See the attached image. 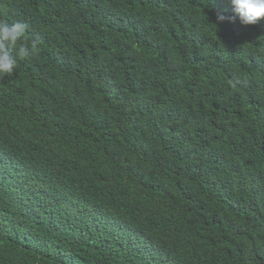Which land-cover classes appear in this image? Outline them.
Segmentation results:
<instances>
[{
  "label": "trees",
  "instance_id": "obj_1",
  "mask_svg": "<svg viewBox=\"0 0 264 264\" xmlns=\"http://www.w3.org/2000/svg\"><path fill=\"white\" fill-rule=\"evenodd\" d=\"M218 12L0 0V264H264V18Z\"/></svg>",
  "mask_w": 264,
  "mask_h": 264
},
{
  "label": "clouds",
  "instance_id": "obj_2",
  "mask_svg": "<svg viewBox=\"0 0 264 264\" xmlns=\"http://www.w3.org/2000/svg\"><path fill=\"white\" fill-rule=\"evenodd\" d=\"M230 2L237 15L229 17L218 12L217 21L235 22L238 18L243 25H254L264 18V0ZM29 29L30 24L24 19H17L11 23L0 19V77L11 76L18 69L21 60L40 53V41L30 38Z\"/></svg>",
  "mask_w": 264,
  "mask_h": 264
}]
</instances>
